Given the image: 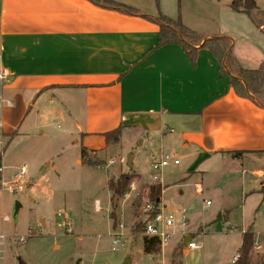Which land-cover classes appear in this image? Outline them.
Returning a JSON list of instances; mask_svg holds the SVG:
<instances>
[{
  "label": "crops",
  "instance_id": "obj_1",
  "mask_svg": "<svg viewBox=\"0 0 264 264\" xmlns=\"http://www.w3.org/2000/svg\"><path fill=\"white\" fill-rule=\"evenodd\" d=\"M112 1L140 15L89 0H0V93L32 91L39 98L58 97L59 105L46 113L64 114L74 131L71 136H102L118 127L120 135L141 131L154 157L151 163L167 151L181 152L174 155L178 165L170 166L182 168L162 172L164 206L183 197L182 190L189 187L202 195L209 179L224 176L227 182L241 183L243 192L264 191V106L237 96L202 44L195 47L194 59L181 45L158 46L159 27L151 19L162 14L161 4L157 9L146 0ZM254 1L255 9L248 15L232 11L230 3L227 14L246 25L256 19L259 6ZM202 36L203 41L213 37ZM218 36L231 42L228 52L242 69L255 70L264 60L251 63L234 51L233 36ZM0 103L12 106L2 95ZM34 107L38 114L42 101ZM108 146L104 141L98 150L84 149L97 157ZM235 153L244 154L235 157ZM100 161L97 168L107 169ZM131 172L146 186L154 184ZM110 197L109 191L107 200ZM95 210L101 212L99 205ZM36 221L47 227L45 218Z\"/></svg>",
  "mask_w": 264,
  "mask_h": 264
},
{
  "label": "rangeland",
  "instance_id": "obj_2",
  "mask_svg": "<svg viewBox=\"0 0 264 264\" xmlns=\"http://www.w3.org/2000/svg\"><path fill=\"white\" fill-rule=\"evenodd\" d=\"M146 3L155 4L157 9L161 4L162 15L179 19L200 35L233 36L234 51L251 63L264 59V0H258L259 9L255 13L260 24L251 18L246 25L231 20L227 14L230 13L227 12L230 2L226 0H158L157 4L156 0H146ZM1 95L12 102L10 108L0 103V122L4 124V132L0 130V234L9 237L8 262L122 264L128 258L132 264H170V254L178 246L183 248L181 237H176L164 249L159 247L158 254L145 255L142 232L136 231V225L143 221L142 207L151 204L149 186L136 178L130 191L122 197L108 188L110 181L115 182L120 175L133 170L141 180L151 181L150 164L154 157L151 149L145 146L142 132L127 131L120 135L118 143L98 151L97 157L86 151L83 158L80 154L85 147L98 150L104 139L102 136L86 139L80 135L71 136L74 131L64 114L46 113L49 108L59 105L58 97L43 94L39 98V94L32 91H3ZM41 101L42 109L37 114L34 106ZM166 153L173 158L181 155V152ZM80 157L82 164H78ZM128 157H131V167ZM100 160L106 162L107 169L86 164H101ZM23 166L26 173L16 180V174ZM179 168L169 165L164 172ZM168 178L171 180L172 177L168 175ZM227 181L226 176L209 179L208 189L202 195L195 194L193 187H189L182 190L183 197H174L166 204V208L173 206L178 216L186 215V232L201 243L200 250H188L186 255L182 249L178 258L180 264H235L241 234L246 230L254 234L255 240L249 264H264V191L243 192L241 183ZM109 191L111 197L107 200ZM169 198L167 193L165 200L169 201ZM207 201L209 205H206ZM16 202L21 207L14 221L12 211ZM96 203L101 212H95ZM160 204H164L161 197L158 206ZM57 212H64L72 221V234L66 235L54 226ZM112 214L114 219H111ZM4 215L11 221L3 223ZM178 216L175 217L177 224ZM39 218H45L46 228L36 221ZM37 223L44 226L43 235L28 236ZM119 224L123 225V230L119 229ZM119 232L126 245L113 252L109 235ZM19 239H25V242L20 243Z\"/></svg>",
  "mask_w": 264,
  "mask_h": 264
},
{
  "label": "trees",
  "instance_id": "obj_3",
  "mask_svg": "<svg viewBox=\"0 0 264 264\" xmlns=\"http://www.w3.org/2000/svg\"><path fill=\"white\" fill-rule=\"evenodd\" d=\"M97 5H101L114 10L125 12L129 15H140V13L132 7L121 5L112 0H89ZM158 0H156V4ZM230 9L237 13H244L248 15L255 9L254 0H232L230 3ZM147 18V17H146ZM159 27V45H181L186 53L194 59L196 49L195 47L202 44L201 47L207 48L213 57L219 64L218 71L221 76L227 79L228 86L233 89L234 93L243 98L254 99L255 102L264 106V60L259 63V66L255 70H244L240 67L236 58L231 52H228L231 42L220 36H213L203 41V36L190 30L183 23L177 19L173 20L162 14H159L157 19H151ZM121 134V127L114 130L102 133L105 144H115L118 142ZM244 153H235V157L241 156ZM86 155L85 149L81 151V156L84 158ZM89 166L100 165L95 162H87ZM1 168V166H0ZM137 178V175L133 172L120 175L115 181L108 183V188L111 192L119 197L124 196L130 191L132 182ZM162 187L160 183H154L148 188L149 202L156 207L159 204L161 197ZM111 219H114V215H111ZM144 223L136 225V231H143ZM255 243L254 234L251 231H246L241 235V245L237 251V259L235 264H249L250 262V250ZM182 247H176L175 251L170 254V264H180L178 258ZM142 252L145 255H155L159 253L158 240L154 238L142 237ZM176 253H179L177 255ZM182 264V262H181Z\"/></svg>",
  "mask_w": 264,
  "mask_h": 264
},
{
  "label": "built area",
  "instance_id": "obj_4",
  "mask_svg": "<svg viewBox=\"0 0 264 264\" xmlns=\"http://www.w3.org/2000/svg\"><path fill=\"white\" fill-rule=\"evenodd\" d=\"M2 79V75H0V80ZM1 128V124H0ZM179 160L174 159L169 154H162L160 158L153 163H151L150 168L153 172L152 182L153 183H161L162 180V172L169 165H178ZM2 172V168H0V173ZM26 173V167L23 166L20 168L19 172L16 174V180L22 178V176ZM4 183H2L3 186ZM209 202H206V205H209ZM98 208V205H97ZM142 215H143V223L144 228L141 233L142 237L154 238L158 240L159 247L164 249L167 247L172 240L176 237H181L182 246L184 241H186L183 246V250H200L201 243L195 241L189 233L186 232V228L188 226V219L186 215L181 213L179 216L175 212V209L166 208L163 204L156 207H153L152 204H145L142 207ZM178 216V224L175 220V217ZM56 222L54 226L59 228L64 234L70 235L73 232L72 222L68 219L64 212L56 213ZM3 223H8L11 219L4 215L2 218ZM119 229L123 230V225L119 224ZM44 231V226L40 223H37L35 228L30 229L28 236L36 237L42 236ZM122 233H114L110 235V248L113 252H117L125 248L126 242L122 238ZM9 242V237L4 233L0 234V264H11L8 262L6 258V248ZM20 243H24L25 239H19ZM256 248H260V246H256ZM237 258L234 259V262Z\"/></svg>",
  "mask_w": 264,
  "mask_h": 264
},
{
  "label": "water",
  "instance_id": "obj_5",
  "mask_svg": "<svg viewBox=\"0 0 264 264\" xmlns=\"http://www.w3.org/2000/svg\"><path fill=\"white\" fill-rule=\"evenodd\" d=\"M128 166L129 167L132 166L131 165V157H128ZM20 207H21L20 204L16 202L14 205L13 211H12V219L14 221L16 220V217H17V214H18ZM185 243H186V241H184L183 246L185 245ZM122 264H131V261L128 258H126Z\"/></svg>",
  "mask_w": 264,
  "mask_h": 264
}]
</instances>
